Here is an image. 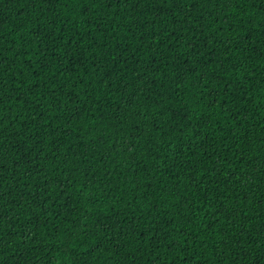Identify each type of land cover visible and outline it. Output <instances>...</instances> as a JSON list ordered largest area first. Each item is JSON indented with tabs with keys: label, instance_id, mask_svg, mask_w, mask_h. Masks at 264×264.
I'll list each match as a JSON object with an SVG mask.
<instances>
[{
	"label": "trees",
	"instance_id": "16d2710c",
	"mask_svg": "<svg viewBox=\"0 0 264 264\" xmlns=\"http://www.w3.org/2000/svg\"><path fill=\"white\" fill-rule=\"evenodd\" d=\"M0 264H264V0H0Z\"/></svg>",
	"mask_w": 264,
	"mask_h": 264
}]
</instances>
